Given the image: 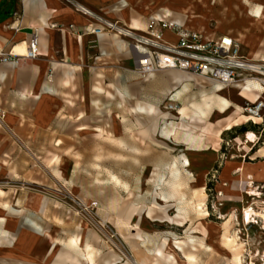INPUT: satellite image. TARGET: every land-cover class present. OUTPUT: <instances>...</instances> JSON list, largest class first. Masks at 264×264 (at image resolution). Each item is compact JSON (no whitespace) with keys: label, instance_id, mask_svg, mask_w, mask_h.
I'll return each mask as SVG.
<instances>
[{"label":"crops","instance_id":"obj_1","mask_svg":"<svg viewBox=\"0 0 264 264\" xmlns=\"http://www.w3.org/2000/svg\"><path fill=\"white\" fill-rule=\"evenodd\" d=\"M75 1L138 34L146 32L150 19L154 17L196 31L208 39L227 35L238 41L242 56L251 60L264 59V0ZM90 22L86 15L77 11L66 0H0V51L16 56L14 63L0 62V153L5 152L2 142L7 134L17 135L22 129L39 131L51 121L76 122L71 135H84L89 128L86 123L90 117L87 107L92 106L94 113L101 115L105 120V101L111 97V88L117 90V96L121 99L123 91L133 84L134 91L130 90L128 100L131 114H137L141 104L144 114L150 116L154 113V107L138 101V92L143 95L150 94L159 79L168 83L169 92L180 86L183 87L182 91H186L187 85L200 91L199 94L206 88L210 89L214 101L206 98L205 92L200 96L203 97L209 113L215 110L221 114L211 122L203 110L182 105L175 112L186 120L179 124L178 128L182 129L179 133L167 128L172 123L168 121L169 118L177 117L172 116L169 110L159 112L158 117L164 121L159 130L163 140L180 146L189 145L193 147L191 150H196L201 146V136L208 133L212 149L215 151L222 131L245 121L256 124L262 122L264 110L259 118L249 120L240 113L243 105L239 111L238 104H232L218 93L232 90L245 103L257 98L264 100V91L245 89L238 92L241 84L221 86L177 70L156 72L149 77H142L134 70L132 39L113 32H89L85 27ZM165 34L171 38H166ZM32 35L37 39L38 54L35 58L27 59L13 52L24 51ZM162 39L175 42L177 37L172 31L164 29ZM139 78L142 79V84L133 82ZM179 92L180 90L176 91L172 96L177 97ZM96 130V137H115V134L105 132L100 127ZM200 131L203 134L199 133ZM248 132L252 131L244 132V141L247 143ZM138 135L143 138L149 136L148 128L142 127ZM241 150H246L244 152L248 160L233 159L227 162V178H233L232 189L235 185L239 187L240 182L244 192L253 189L255 194L248 193L249 197H259V187L264 188V143H257L253 147L245 145ZM57 160L56 158L55 161ZM189 165V160L184 158L181 167ZM54 175L57 179H62L59 170H54ZM115 181L119 182L117 179ZM174 182L179 184L178 191L185 184L179 179H173L171 185ZM2 195L4 191L0 189V196ZM176 195H179V192L173 191L171 187L169 193H159L157 199L167 204L172 202ZM117 206L116 200L113 201L111 208L115 209L114 218L118 223L116 235L133 250L136 249L138 256L134 261L127 258L124 260L113 253L97 262L99 250L95 244L98 237L83 240L80 229L77 234L66 236V240L56 238L57 240L50 241L45 253V256L49 257V264H176L173 255L166 253L165 246L168 240L180 239L168 232L161 237L159 244L150 250L149 245L155 234L142 232L138 219L135 223L132 222L133 216L139 217L136 207L131 204H121L118 208ZM45 208L46 201L43 200L38 210L44 213ZM2 211L18 218L20 225H26L38 235L45 236L34 221L28 223L25 220L22 208H13L3 202L0 205V212ZM143 215L151 221L166 222L175 226L182 227L186 223L185 215L178 212L168 216L160 206L146 208ZM4 223L5 219L0 216V249H9L16 237L3 228ZM192 233L202 238L208 237L209 234L204 227L189 228L185 232L186 238L195 242L201 238L192 236ZM189 247V244L185 243L184 250H190ZM206 251L200 247L192 250L198 264V254H204ZM214 253L215 247L211 246V251L206 253L208 260L212 259Z\"/></svg>","mask_w":264,"mask_h":264},{"label":"rangeland","instance_id":"obj_2","mask_svg":"<svg viewBox=\"0 0 264 264\" xmlns=\"http://www.w3.org/2000/svg\"><path fill=\"white\" fill-rule=\"evenodd\" d=\"M165 37L171 38L168 34ZM141 81L140 78L133 80L138 85ZM130 90L134 91L133 84L123 91L121 99L117 90H109L112 94L105 101V120L94 113L92 106L87 107L89 128L84 135H71L76 122L58 121L49 122L39 131L22 129L17 135L7 134L2 142L5 152L0 153V189L4 191L0 205L7 202L13 208H22L25 220L34 221L45 236L20 225L18 218L0 212L5 219L3 228L16 237L12 247L0 249V264H49L45 253L50 241L66 240V236L75 235L80 229L83 240L98 237L95 244L99 250L97 262L113 253L134 261L138 256L136 249L116 235L118 223L114 218L115 209L111 208L115 200L117 208L121 204L134 205L139 217L133 216L132 222L138 219L142 232L155 234L150 250L168 232L180 239L177 241L183 243V248L185 243L190 246L191 239L187 240L185 232L189 228L204 227L208 237L191 235L201 238L197 242L202 241L207 246L198 247L205 251L215 247V253L211 260L207 258V251L198 254L199 264H236L232 261V249L223 243L225 237L231 240V245L239 246V264H264V188L259 187V197H249L240 182L239 187L235 185L232 189L233 178L226 175L227 162L248 160L246 150L241 147L264 143V115L260 127L249 130L255 134L252 142H245L244 132L238 131L240 126L253 123L245 121L222 131L215 151L208 133L200 131L203 134L201 146L191 150L192 146L175 145L160 137L164 121L158 115L167 111L169 104L173 106L169 112L177 118H169L172 123L166 126L172 132L182 130L178 126L186 121L175 113L182 105L203 110L212 122L221 114L215 110L209 113L200 96L205 92L206 98L214 101L210 89L199 94L200 91L187 85L186 91L180 86L169 92L168 83L159 79L150 94L138 92V101L154 107L150 116L144 114L141 104L138 113L131 114ZM178 90V96L173 97ZM218 94L239 107L244 105L232 90ZM99 127L115 137H96ZM142 127L148 128L149 136L139 137ZM232 134L235 136L231 137ZM184 158L190 162L188 167H181ZM54 170H59L62 179L55 177ZM173 179L185 183L179 188V195L167 204L160 202L159 193H169L171 187L178 191V182L171 185ZM43 200L46 208L40 213L38 207ZM157 206L165 209L168 216L178 212L185 215V225L175 226L144 217L146 208ZM243 208H251L254 213L246 222L242 220ZM173 241L176 240L167 241L165 251L174 256L176 264H181ZM189 249L184 250V254L193 253L191 246ZM180 254L182 257L183 253Z\"/></svg>","mask_w":264,"mask_h":264},{"label":"built area","instance_id":"obj_3","mask_svg":"<svg viewBox=\"0 0 264 264\" xmlns=\"http://www.w3.org/2000/svg\"><path fill=\"white\" fill-rule=\"evenodd\" d=\"M66 1L91 20L85 30L95 34L113 32L132 39L134 70L142 77H149L156 72L177 70L221 86L246 85L255 81L259 85L258 90L264 91V59L251 60L242 56L238 41L232 37L222 35L208 39L196 31L154 17L150 19L146 32L138 34L102 17L75 0ZM164 29L172 31L177 40L168 42L162 39ZM37 54V39L32 35L23 56L33 59ZM15 61L16 56L0 51V62ZM167 109H173V106L169 104ZM241 110L249 118L261 116L264 100L257 98L252 102L246 101Z\"/></svg>","mask_w":264,"mask_h":264},{"label":"bare ground","instance_id":"obj_4","mask_svg":"<svg viewBox=\"0 0 264 264\" xmlns=\"http://www.w3.org/2000/svg\"><path fill=\"white\" fill-rule=\"evenodd\" d=\"M14 53H16L17 55H24V53H25V50L24 51H22V52H20V53H17L16 51H13ZM250 85H252V86H250ZM244 88H247V89H249V90H252V91H257L258 89H259V85H258V83H256L255 81H253L252 82V84L250 83V84H246V85H241V86H239V88H238V92L239 91H242ZM262 92V91H261ZM248 101V100H247ZM248 102H250V101H248ZM240 108V107H239ZM182 113V112H181ZM240 113H242L241 111H240ZM243 114V113H242ZM187 115V114H186ZM246 116V115H245ZM260 116H258V117H252V118H249V119H255V118H259ZM246 139H247V141H249V142H252V141H254V139H255V134L253 133V132H248L247 134H246ZM95 169V168H94ZM176 186H177V184H176ZM179 187V186H178ZM178 187H177V189H178ZM177 192H179V191H177ZM247 192L248 193H254L253 192V189L251 188V189H248L247 190ZM3 193V192H2ZM255 194V193H254ZM258 194V193H257ZM163 200V199H162ZM166 200V199H165ZM169 200V199H168ZM164 202V201H163ZM198 204V203H197ZM199 205V204H198ZM253 211H252V209L251 208H243V211H242V220H243V222H246L249 218H252L253 217ZM177 217V216H176ZM131 225V224H130ZM57 240V239H56ZM69 240H71V239H69ZM189 240V239H188ZM71 242L73 243V241L71 240ZM56 243V242H55ZM61 243V242H60ZM75 243V242H74ZM173 243L174 244H172V246H173V248H174V251L176 252V254L180 257L179 259H180V261H181V264H196V257L194 256V253H187V254H184V248H183V243L182 242H180V241H173ZM223 243L226 245V246H230V248L232 249V254H231V256H232V261L234 262V263H236V264H239L240 263V254H241V250H240V248H239V246L238 245H234L233 246V244L231 245V240L230 239H228L227 237H225V239H224V241H223ZM190 246H191V249L192 250H195L198 246H200V247H204V248H207V246H205L204 245V243L202 242V241H194L193 239H191L190 240ZM64 245V244H63ZM86 245V244H85ZM236 246V247H235ZM53 250V249H52ZM57 251V250H56ZM185 252H187V251H185ZM180 253H183V256L181 257L180 255ZM174 257V256H173ZM129 261V260H128ZM130 263V262H129Z\"/></svg>","mask_w":264,"mask_h":264},{"label":"trees","instance_id":"obj_5","mask_svg":"<svg viewBox=\"0 0 264 264\" xmlns=\"http://www.w3.org/2000/svg\"><path fill=\"white\" fill-rule=\"evenodd\" d=\"M260 126H259V124H256V123H250L248 126L247 125H243V126H240L239 128H238V131L239 132H246V131H249V130H251V129H254V128H259ZM231 130V129H230ZM235 136V134H232L231 135V137H234Z\"/></svg>","mask_w":264,"mask_h":264}]
</instances>
